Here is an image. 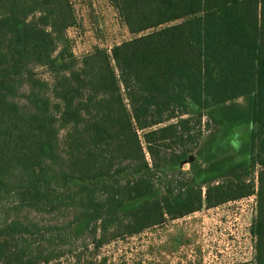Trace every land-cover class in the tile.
<instances>
[{
  "label": "trees",
  "instance_id": "obj_1",
  "mask_svg": "<svg viewBox=\"0 0 264 264\" xmlns=\"http://www.w3.org/2000/svg\"><path fill=\"white\" fill-rule=\"evenodd\" d=\"M108 1L133 38L78 60L71 0H0V264H54L66 231L99 249L200 211L182 169L224 106L227 133L250 125V154L206 206L256 195L264 264V0ZM246 97L249 121L229 105Z\"/></svg>",
  "mask_w": 264,
  "mask_h": 264
},
{
  "label": "rangeland",
  "instance_id": "obj_2",
  "mask_svg": "<svg viewBox=\"0 0 264 264\" xmlns=\"http://www.w3.org/2000/svg\"><path fill=\"white\" fill-rule=\"evenodd\" d=\"M71 2L78 22L68 31V38L78 60L95 48L110 52L115 45L133 38L108 0ZM36 73L51 83L46 68H40ZM251 103V97H246L229 105L243 116L244 121H249ZM225 110L216 114L220 119L224 118V122L215 118L203 119L202 131L206 138L190 155L194 160L188 161L182 169L192 185L203 191L200 211L176 221H166L134 237L109 241L99 249L95 247L94 235L75 237L66 231L61 244L64 257L54 264H254L255 237L251 229L256 213L248 197L226 202L217 208L206 206L209 185L221 183L238 172L245 175L248 165L247 135L251 127L246 124L236 128L233 134L227 133ZM214 147L217 152L212 162L207 152ZM232 164L235 166L229 170ZM249 171L247 179L255 181L258 187L259 167ZM31 217L55 225L58 220L70 222L72 213L64 212L60 217L32 213ZM100 235L97 232V239Z\"/></svg>",
  "mask_w": 264,
  "mask_h": 264
},
{
  "label": "built area",
  "instance_id": "obj_3",
  "mask_svg": "<svg viewBox=\"0 0 264 264\" xmlns=\"http://www.w3.org/2000/svg\"><path fill=\"white\" fill-rule=\"evenodd\" d=\"M246 199V198H245ZM250 202H252L253 206H254V209H255V213L257 211V197L256 195H253V196H249L247 198Z\"/></svg>",
  "mask_w": 264,
  "mask_h": 264
},
{
  "label": "water",
  "instance_id": "obj_4",
  "mask_svg": "<svg viewBox=\"0 0 264 264\" xmlns=\"http://www.w3.org/2000/svg\"><path fill=\"white\" fill-rule=\"evenodd\" d=\"M194 158L192 156L189 157V162L193 161Z\"/></svg>",
  "mask_w": 264,
  "mask_h": 264
},
{
  "label": "flooded vegetation",
  "instance_id": "obj_5",
  "mask_svg": "<svg viewBox=\"0 0 264 264\" xmlns=\"http://www.w3.org/2000/svg\"><path fill=\"white\" fill-rule=\"evenodd\" d=\"M235 201V200H234ZM220 206V205H219ZM218 206H216V208H217ZM212 208H215V207H212ZM209 209H211V208H209Z\"/></svg>",
  "mask_w": 264,
  "mask_h": 264
}]
</instances>
